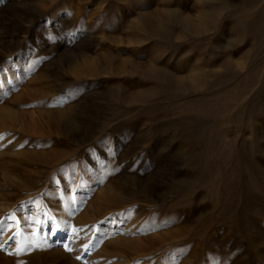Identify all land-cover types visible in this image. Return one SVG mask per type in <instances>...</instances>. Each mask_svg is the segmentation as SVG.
Listing matches in <instances>:
<instances>
[{
  "label": "rangeland",
  "instance_id": "374dc122",
  "mask_svg": "<svg viewBox=\"0 0 264 264\" xmlns=\"http://www.w3.org/2000/svg\"><path fill=\"white\" fill-rule=\"evenodd\" d=\"M0 264H264V0H3Z\"/></svg>",
  "mask_w": 264,
  "mask_h": 264
},
{
  "label": "snow or ice",
  "instance_id": "6c2138e0",
  "mask_svg": "<svg viewBox=\"0 0 264 264\" xmlns=\"http://www.w3.org/2000/svg\"><path fill=\"white\" fill-rule=\"evenodd\" d=\"M0 3H3V0H0ZM19 251V250H18Z\"/></svg>",
  "mask_w": 264,
  "mask_h": 264
}]
</instances>
